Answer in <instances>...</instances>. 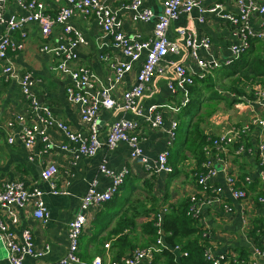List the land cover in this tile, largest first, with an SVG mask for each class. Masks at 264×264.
Wrapping results in <instances>:
<instances>
[{
    "label": "crops",
    "instance_id": "crops-1",
    "mask_svg": "<svg viewBox=\"0 0 264 264\" xmlns=\"http://www.w3.org/2000/svg\"><path fill=\"white\" fill-rule=\"evenodd\" d=\"M38 1L46 5V11L51 15L57 13L60 5L67 3L65 0L61 3L54 0ZM102 1L122 20V30L127 36L141 40L152 37L157 16L162 13L163 0H144V6L155 13L150 21L133 17V12L128 8L132 0ZM199 1V7L190 14H181L168 29L169 38L178 44L179 51L168 55L167 60L184 62L195 74L200 72L197 64L187 57L188 49L179 32L180 28H190L199 37L210 39L211 47L208 51L202 50L201 57L217 62V66L209 73L212 75L210 78L205 81L196 79L190 90V103L176 114L160 108L164 119L162 126L152 127L148 123L146 116H149L151 106L175 105L182 99V92H173L168 85L174 78V70L162 65L164 73L154 76L141 98L142 114L135 115L130 111L105 107L100 110L99 132L102 139L106 138L110 126L118 119H134L139 123L137 133L141 140L142 154L138 158H131V147L123 141L113 149L102 148L90 157L63 150L60 145L69 143V140L54 126L47 132L54 143L48 152L44 151L45 143L40 138L31 149L27 148L18 138V133L25 126L38 123L37 116L31 112L19 83L16 80H5V62L0 60V189L9 181L23 182L27 188L38 187L43 191L50 212L49 219L43 222L35 218L32 204L22 209L15 208L19 220L14 223L7 210H0V216L17 238H21L23 229L29 228L33 232L37 249L49 245L44 256L27 257V264H61L70 247L69 224L79 212L83 196L93 182H96L98 190L104 191L112 181L101 171L103 163L116 171L127 168L130 174L116 194L111 208L104 205L88 210V224L80 240L79 257L82 264H91L98 256L102 257L104 264H110L113 259L129 256L136 248L150 246L156 238L145 224L153 223L157 216L163 220L168 212L173 213L184 206L193 194L201 200L209 197L214 193V188L221 189L215 194L216 201L212 205H201L196 223L201 231L210 236L213 253L238 256L250 264H264V257H254L256 247L264 241V203L258 201L264 188V169L259 154L261 127L252 126L245 136L248 150L244 153L237 154L236 145H233L227 152H221L220 155L213 152L210 155L219 173L209 180L207 187L197 184L194 172L202 164V150L197 149L196 145L203 137L215 136L231 127L242 126L251 118H264V103L259 104L257 96V92L264 90V74L248 76L253 65L264 58V43L260 39L251 38L246 52L240 59H235L233 48L242 43V38L238 34V27L228 16L238 15L236 0ZM217 5L220 7L214 12H201V9L207 10ZM2 11L6 20H18L29 14V10L21 7L16 0H4ZM200 17L204 20L200 21ZM263 21L264 15L259 13L253 14L251 18L256 30L263 27ZM70 22L86 38L72 66L88 67L96 74L99 85L108 86L113 77L111 62L128 58L115 46L114 35L106 33L96 17L76 14ZM5 31V24L0 22V36ZM11 35L12 42L22 44L23 47L11 48L9 58L21 73H31L40 80L33 88L40 103L47 105L57 118L74 131L88 133L87 124L81 118L80 106L71 102L67 96L71 78L54 69L57 56L42 50L45 44L56 45L64 36L62 26H55L50 35L44 37L39 24L29 22ZM144 59L143 53L141 59L133 63L131 71L117 84L113 95L118 99L124 91L136 84ZM237 86L243 93L236 92ZM182 114L188 125L179 137L181 139H178ZM174 119L178 120L179 125L177 135L172 139L169 131ZM11 136H15L13 142L9 141ZM164 150L170 152L169 164L173 168L170 173L156 172L157 158ZM206 158L205 154L202 162ZM49 163L58 166L56 181L59 188L66 191L65 194H53L49 182L41 179V171ZM227 175H234L238 183L247 176L252 179L246 198H235L232 195ZM106 244L109 246L106 247ZM0 264H11L1 239Z\"/></svg>",
    "mask_w": 264,
    "mask_h": 264
},
{
    "label": "built area",
    "instance_id": "built-area-1",
    "mask_svg": "<svg viewBox=\"0 0 264 264\" xmlns=\"http://www.w3.org/2000/svg\"><path fill=\"white\" fill-rule=\"evenodd\" d=\"M0 0V22L6 26V31L0 36V60L4 63L5 80H16L21 88L25 99L30 104V110L37 116L38 123L25 126L18 133V138L27 146L32 148L36 140L40 138L45 143V152L54 146L51 138L47 134L50 127H57L68 138L69 143L61 144L63 150L76 153L83 156H95L102 148L113 149L119 142H127L131 147V158H138L142 154L141 140L137 133L139 123L134 119L121 118L116 120L111 126L105 139L100 137L99 132V113L102 108H112L116 111H130L135 115L142 114L140 107L141 98L152 83L157 74H163L165 69L162 65L172 67L174 78L168 82L169 88L176 92H182V99L175 105H154L149 108V116L146 120L152 127L162 126L164 123L162 111L165 108L173 113H178L181 108L190 102V86L195 82V75L200 78L217 66L214 59H205L201 57V51H208L211 42L208 37H199L195 30L190 28H180L179 32L184 38L185 46L188 49V58L194 61L200 68V72L195 74L190 70L188 64L180 61L167 60L168 55L177 53L179 46L172 41L168 35V29L172 21L177 20L181 14H190L195 8L199 7V0H163L162 13L157 16L154 25L153 35L147 40L137 39L136 37L127 36L123 30V22L118 15L102 0H65L67 3L60 5L57 13L51 15L46 11V5L38 0H16L21 7L29 10V14L18 20H6L3 16L2 2ZM61 3L64 0H54ZM239 13L237 16H228L233 24L238 27V34L242 38V43L233 48L235 59L241 57L249 47L251 38L260 39L264 43V21L263 27L255 29L251 23L253 14L259 13L264 15V2L260 0H236ZM220 6L202 10L201 12H214ZM133 12V17L142 21H150L155 17L151 8L144 6V0H132L128 7ZM96 17L102 25L103 30L112 33L115 39V46L119 48L128 60L117 59L111 62L113 77L108 86L99 85L96 74L86 66L73 67L72 62L77 58L79 47L86 43L83 33L75 28L70 19L76 15ZM200 21L204 18L200 17ZM29 22H37L41 28L42 35L48 37L53 28L61 25L64 36L58 40L56 45L45 44L42 50L51 52L57 56L55 70L62 72L71 78L72 83L67 87L68 99L80 106L81 118L87 124L88 133L83 134L74 131L68 124L57 118L51 109L40 103L38 97L34 94L33 88L39 83V79L31 73H21L9 58L11 48H22V44L12 42V33ZM25 36V34H23ZM143 53L145 59L137 75L136 84L129 90L122 93L118 99L113 95L117 84L121 82L125 74L130 72L133 63L141 59ZM167 61L164 64V61ZM259 104L264 103V90L257 92ZM22 120V116L19 117ZM170 136L175 139L179 122L174 119L171 123ZM258 125L262 130V139L259 145V154L261 165L264 169V118H251L242 126H234L218 135L207 137V144L204 152L207 155L206 160L202 163L203 171L195 172L197 184L207 187L209 180L219 173L210 155L215 152L220 155L221 152H227L230 146L236 145V153L242 154L248 150L245 142V136L251 130L252 126ZM15 136L9 138L13 142ZM241 140V141H240ZM239 143V145L237 144ZM168 150L161 152L156 161V172L170 173L173 171L169 164ZM30 158H33L32 156ZM220 159V158H218ZM149 167V166H148ZM101 171L109 176L112 181L104 191L97 189L96 182H93L86 194L83 196L79 212L71 220L70 228V247L66 256L61 260V264H82L79 257L81 236L88 224L87 212L91 207H101L104 203L110 201L120 190L130 174V170H112L106 163L101 165ZM59 174V168L55 163H49L41 171V179L49 182L53 194H65L66 191L59 188L56 177ZM227 181L230 185L232 195L235 198H246L248 196L247 186L252 183L249 176L242 182L243 186L237 185V178L234 175H227ZM220 188H214V193L205 199H199L197 195L190 196V205L188 214L198 217L201 205H212L217 197L215 194ZM264 191V188H263ZM260 203H264V194L258 197ZM32 204L34 216L36 219L46 222L50 217V212L43 198V191L38 188H27L23 182L9 181L0 189V210L5 209L9 212L14 223L18 222V216L15 208H26ZM227 209L231 210L229 206ZM158 226H162V219L159 216ZM163 234V231L159 229ZM206 235V233L204 234ZM0 239L4 242L8 259L11 264H27V257L40 258L49 250V245L42 249H37L34 241L33 232L29 228L22 231L21 238H17L9 225L0 216ZM106 247L109 244L105 245ZM165 246V241L160 236L156 242L149 247L136 248L129 256L120 259H113L110 264H140L150 263L153 260L155 252L161 251ZM177 249L180 247L177 246ZM205 256L213 264H250L246 259L238 256H228L227 254L215 255L212 247L205 251ZM254 257H264V242L261 246L256 247ZM91 264H103L101 256L96 257ZM253 264H256L253 262Z\"/></svg>",
    "mask_w": 264,
    "mask_h": 264
},
{
    "label": "trees",
    "instance_id": "trees-1",
    "mask_svg": "<svg viewBox=\"0 0 264 264\" xmlns=\"http://www.w3.org/2000/svg\"><path fill=\"white\" fill-rule=\"evenodd\" d=\"M248 74H247L248 76H253V77H256L257 75H263L264 58L259 62L255 63L251 69V72H249ZM211 76L212 75L210 74H207L203 78L197 76V78L195 77V82L196 79L205 81ZM212 81H213V77H212ZM194 84L190 86V90L193 88ZM210 86L213 85L210 84ZM235 90L237 93H243L238 86L235 88ZM187 105L183 106L182 108L186 107ZM206 144H207V137H203L202 141L196 145L197 149L200 148L202 150V152H200L201 163H203L202 161L205 158L204 147L206 146ZM237 144L239 145L238 142ZM203 170L204 167L201 164V166L195 169L194 172H199ZM245 178L240 183L237 182V185L243 186L242 182L245 181ZM250 185L251 184L247 186V189ZM260 194H264L263 189L261 190ZM115 196L116 194L113 196V198L110 201L104 203L102 206L105 205L107 206V208L109 207L111 208L115 202L114 200ZM189 205H190V198L189 200H186L184 206L179 208V210H175L173 211V213L168 212L163 218L162 226L160 227L157 225L159 216H157L156 220H154L153 223L151 222L149 224H145V227L148 226L151 230V233L156 238L154 240L155 243L153 244H156L160 236H162L165 241V246L162 247L161 251L154 253L153 260L149 264H213L205 256V251L211 247L210 236L208 235V233L201 231V228L196 226L197 217H193L190 214H188ZM159 229L163 230L165 234L162 235L159 232ZM118 230H120V228ZM205 233L206 235H204ZM192 235L193 237H191ZM186 237L187 240L184 241ZM263 242L264 241H262V244ZM177 246H179L180 248L177 249L176 248ZM177 251L181 252V254H178Z\"/></svg>",
    "mask_w": 264,
    "mask_h": 264
},
{
    "label": "rangeland",
    "instance_id": "rangeland-1",
    "mask_svg": "<svg viewBox=\"0 0 264 264\" xmlns=\"http://www.w3.org/2000/svg\"><path fill=\"white\" fill-rule=\"evenodd\" d=\"M187 125H188V121H186V119L184 118L182 114L181 119H180L179 130H178V139H181L179 137L183 135L184 131L186 130Z\"/></svg>",
    "mask_w": 264,
    "mask_h": 264
},
{
    "label": "water",
    "instance_id": "water-1",
    "mask_svg": "<svg viewBox=\"0 0 264 264\" xmlns=\"http://www.w3.org/2000/svg\"><path fill=\"white\" fill-rule=\"evenodd\" d=\"M140 264H144V263H140Z\"/></svg>",
    "mask_w": 264,
    "mask_h": 264
},
{
    "label": "bare ground",
    "instance_id": "bare-ground-1",
    "mask_svg": "<svg viewBox=\"0 0 264 264\" xmlns=\"http://www.w3.org/2000/svg\"><path fill=\"white\" fill-rule=\"evenodd\" d=\"M104 264V263H103Z\"/></svg>",
    "mask_w": 264,
    "mask_h": 264
}]
</instances>
